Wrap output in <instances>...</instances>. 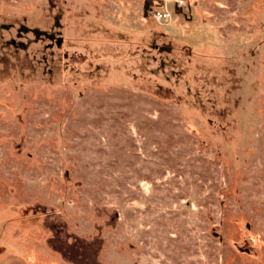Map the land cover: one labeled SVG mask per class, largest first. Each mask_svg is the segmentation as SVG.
Returning <instances> with one entry per match:
<instances>
[{
    "label": "rangeland",
    "instance_id": "obj_1",
    "mask_svg": "<svg viewBox=\"0 0 264 264\" xmlns=\"http://www.w3.org/2000/svg\"><path fill=\"white\" fill-rule=\"evenodd\" d=\"M0 264H264V0H0Z\"/></svg>",
    "mask_w": 264,
    "mask_h": 264
},
{
    "label": "built area",
    "instance_id": "obj_2",
    "mask_svg": "<svg viewBox=\"0 0 264 264\" xmlns=\"http://www.w3.org/2000/svg\"><path fill=\"white\" fill-rule=\"evenodd\" d=\"M155 18H157L158 20H163V19H168L169 18V15L164 13V12H157L155 14Z\"/></svg>",
    "mask_w": 264,
    "mask_h": 264
}]
</instances>
